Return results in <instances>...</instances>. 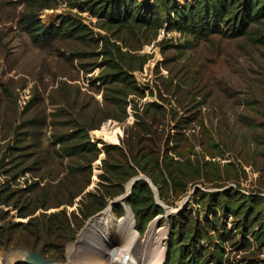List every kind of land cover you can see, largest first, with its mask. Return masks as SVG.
Masks as SVG:
<instances>
[{"label": "rangeland", "instance_id": "obj_1", "mask_svg": "<svg viewBox=\"0 0 264 264\" xmlns=\"http://www.w3.org/2000/svg\"><path fill=\"white\" fill-rule=\"evenodd\" d=\"M33 1L0 0V263L2 251L28 244L68 264H106V252L124 236L108 237L91 223L106 212L121 220L130 211L141 238L134 251L148 254L158 240L166 249L161 264L173 221L177 232L182 226L191 238L198 235L209 264H264V237L252 234L257 215L249 206L264 200V17L250 21L245 34L198 39L167 29L165 18L162 25H111L81 12L77 0L29 7ZM31 10L50 26L63 15L80 16L88 35L35 40L22 20ZM86 143L97 146L69 156L68 148ZM104 158L129 163L107 174L105 189L117 192L113 204L66 240V231L49 228L50 217L65 208L82 222L91 200L80 199L97 188ZM81 164L85 175H70ZM118 171L136 175L119 179ZM141 174L164 209L144 233L134 206L119 200ZM73 179L79 196L60 206L53 193ZM190 241L175 246L190 255Z\"/></svg>", "mask_w": 264, "mask_h": 264}, {"label": "trees", "instance_id": "obj_2", "mask_svg": "<svg viewBox=\"0 0 264 264\" xmlns=\"http://www.w3.org/2000/svg\"><path fill=\"white\" fill-rule=\"evenodd\" d=\"M155 2V3H154ZM153 3L150 0H77V5L81 12L85 9H89L93 14L99 15L101 18L105 19L109 24H123L129 23L131 21H136L138 24L148 23L155 24L164 22V18L167 22V29L180 30L188 35L193 36L194 38L203 39L208 38L212 34H230L231 36H239L245 34L249 27L250 21L261 20L264 17V0H194V1H185L183 5L177 3V0H154ZM45 5L41 3V0H34L33 3H29V7L33 4ZM160 7L161 11H164V17L160 15V12H156L157 8ZM40 8V6H39ZM155 10V11H154ZM173 14V17L171 15ZM102 15V16H101ZM23 22L26 30L29 34L35 38V40H40L42 42H49L56 38L62 37H82L84 38L87 34V26L83 23V19L77 15H63L59 19L58 24H53L52 26L47 25L42 21V19L36 14V11L31 10L26 13L23 17ZM85 133L84 129L79 131V135ZM72 134V133H71ZM68 137V136H67ZM105 145L103 141H99ZM86 143L85 145H77L71 148H68L69 156L76 154L79 151H89L92 146L96 144ZM81 146V147H79ZM97 146V145H96ZM97 148V147H96ZM108 148L119 147L116 145H110ZM98 153L101 154L102 150L97 148ZM135 157H132L131 160H134ZM98 157L90 160L94 162ZM129 167V163L126 164H115L107 161V158L102 160L101 170L99 174L100 182L97 184V188L93 191H89L88 194H85L80 200H85L86 198L91 200L90 206L87 207L81 214L82 219L79 224L75 223L73 219L68 218L66 211L60 209L61 213H53L50 219L58 224H50L49 228L61 231H66V240L73 238L77 228L82 226L91 215L102 211L107 204L113 199L116 195V191H107L106 182L108 180V173L114 171L118 168ZM91 168V167H90ZM73 170V169H71ZM74 172V171H72ZM70 173V175L83 177L85 175L86 169L82 167V164L76 168V173ZM119 179H130L135 176V172H122L118 171ZM93 176V171L88 170V177ZM87 176V174H86ZM155 184V180H153ZM90 184V183H89ZM87 184V186H89ZM76 179L67 182L62 180L56 187L54 191V197L61 200L59 203L62 205H73L74 200L79 196L76 191ZM120 187V186H119ZM119 194V193H118ZM63 197V199H62ZM127 202L134 206L135 216H136V226L138 231L144 233L147 224L157 215L162 214L164 209L155 203L154 193L149 184L144 180H138L132 189L131 194L127 197ZM255 204L256 217L252 220L251 228L252 234L255 235L257 239L264 237V200L262 198H254L250 200V205ZM263 206L260 209H257L261 204ZM240 204V203H239ZM46 205V204H45ZM59 206V207H60ZM239 205H237L238 207ZM45 206H42L44 208ZM226 207H231V205H226ZM83 210V209H82ZM244 209H240V212H243ZM114 221L120 220L115 219L113 214H110ZM174 231L171 234L169 240V251L167 254L166 261L163 264H209V258L211 256L206 251L205 248L198 240V235L195 239L191 238L188 235V231L184 227L176 230V222L173 221ZM262 225L260 231L255 229V226ZM179 228V227H178ZM199 230L198 228H196ZM65 236V235H64ZM177 236V238H176ZM183 238H189L190 245L187 249L189 254L186 251L181 252L180 247L175 245ZM176 239V241H174ZM65 241V240H63ZM26 248H30L28 244L24 245ZM34 250V248H32ZM166 250V249H165ZM193 250V251H192ZM43 251V249H42ZM216 252H219L218 250ZM44 253V252H42ZM214 261L215 257H212ZM164 259V254L162 255L159 264L162 263ZM15 264H28L23 261L16 262Z\"/></svg>", "mask_w": 264, "mask_h": 264}, {"label": "bare ground", "instance_id": "obj_3", "mask_svg": "<svg viewBox=\"0 0 264 264\" xmlns=\"http://www.w3.org/2000/svg\"><path fill=\"white\" fill-rule=\"evenodd\" d=\"M111 132L112 131L109 130L108 134L113 136ZM129 189H130V187H129ZM129 189H127V190L129 191ZM108 211H109V209H108ZM105 214L102 215V218H101L102 220L99 219L101 221L94 220V223H91V227L94 230L99 231L100 233L102 232L104 235H107L108 237L111 234L112 235L115 234V232H118L120 235L124 236V241L122 238L123 242L121 241L122 243L120 245H116L114 247H111L108 250L109 253L106 252L107 253L106 264H158V262L160 261L159 259L161 257V253L162 254L165 253L164 247L163 246L161 247L158 240L156 242L157 244L154 247L155 250L152 251V249H149L150 251H148V254L144 250L141 251L140 254H139V252L134 251V247H135L136 243L140 242L141 238H140L137 230H135V228H134V222H133L134 219H133V216H132L130 211H129L127 216H125L123 219L117 220V221H114L112 219L111 215L108 214V212H106ZM117 224H119V225H117ZM122 226H125V227H122ZM113 227H114L115 231L112 229ZM121 228H123V229H121ZM150 236H152V235H150ZM147 238H148V235H146V237L144 239H142V241L143 242L147 241ZM147 244H149V243H147Z\"/></svg>", "mask_w": 264, "mask_h": 264}, {"label": "water", "instance_id": "obj_4", "mask_svg": "<svg viewBox=\"0 0 264 264\" xmlns=\"http://www.w3.org/2000/svg\"><path fill=\"white\" fill-rule=\"evenodd\" d=\"M144 179V175H138L132 179L130 182V189L129 191L127 190L124 195H121L119 197V200L121 202L125 201L127 197L131 194L132 189L134 184L140 180ZM150 184V186L153 188L152 182L145 178ZM111 204H113V201H111ZM101 213H98L97 215L94 216V218L100 217ZM3 258L0 264H15L16 262L23 261L28 264H68L67 262H62L61 260L57 258H48L44 253L35 251L29 248H21V247H16V248H9L5 251L2 252Z\"/></svg>", "mask_w": 264, "mask_h": 264}, {"label": "crops", "instance_id": "obj_5", "mask_svg": "<svg viewBox=\"0 0 264 264\" xmlns=\"http://www.w3.org/2000/svg\"><path fill=\"white\" fill-rule=\"evenodd\" d=\"M3 252V251H2ZM2 258H3V255H2Z\"/></svg>", "mask_w": 264, "mask_h": 264}]
</instances>
